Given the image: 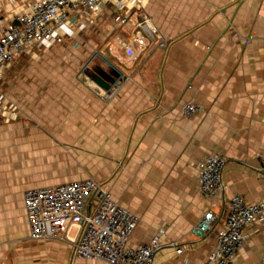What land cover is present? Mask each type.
I'll use <instances>...</instances> for the list:
<instances>
[{
    "label": "crops",
    "instance_id": "1",
    "mask_svg": "<svg viewBox=\"0 0 264 264\" xmlns=\"http://www.w3.org/2000/svg\"><path fill=\"white\" fill-rule=\"evenodd\" d=\"M34 1L0 0V23ZM114 12L109 6L75 41L20 55L54 57L49 66L62 59L71 69L90 64L102 90L115 79L105 60L124 76L113 99L99 98L79 78H26V88L22 78L9 84L3 77L0 95L20 115L0 118V264H105L76 258L62 239H30L29 190L94 180L138 216L128 248L148 244L159 229L163 244L182 248L181 255L161 249L153 264H203L227 200L264 202V0H148L133 18L146 15L170 46L134 59L124 55L132 28L114 26ZM186 102L200 109L190 118L181 113ZM210 154L226 160L224 188L211 209L218 221L198 237L192 229L207 204L197 163ZM233 264H264V223L250 227Z\"/></svg>",
    "mask_w": 264,
    "mask_h": 264
},
{
    "label": "built area",
    "instance_id": "2",
    "mask_svg": "<svg viewBox=\"0 0 264 264\" xmlns=\"http://www.w3.org/2000/svg\"><path fill=\"white\" fill-rule=\"evenodd\" d=\"M147 1L35 0L0 23V86L5 70L18 56L61 45L67 39L75 41L109 6L115 8L111 15L114 26L132 28L129 42L124 46L127 58L149 57L154 50L166 52L170 41L152 21L146 15H142L140 21L133 18V10L144 11ZM123 78L118 74L113 84L102 90L92 82L89 68L85 66L79 79L99 98L109 101L117 95ZM199 110L191 102L181 107L185 118ZM19 111L0 95V118L4 122L16 120ZM225 162L223 156L210 154L197 163L198 194L207 204L192 229L198 237L205 236L218 221L211 209L216 194L224 188L222 172ZM259 171L264 176V157ZM226 208L227 216L216 234L215 246L203 264H233L239 250L249 241L250 227L264 223L262 201L247 204L242 196L236 195L227 200ZM24 209L30 239L67 241L73 248V255L81 260L105 264H153L157 252L165 247L172 248L177 255L183 252L175 243L163 244V229H159L148 244L128 248V241L140 221L138 216L115 203L110 192L92 179L26 191Z\"/></svg>",
    "mask_w": 264,
    "mask_h": 264
},
{
    "label": "rangeland",
    "instance_id": "3",
    "mask_svg": "<svg viewBox=\"0 0 264 264\" xmlns=\"http://www.w3.org/2000/svg\"><path fill=\"white\" fill-rule=\"evenodd\" d=\"M117 4H118V2H115V5H117ZM94 53H96V52H94ZM95 55L96 54H94V57L92 59H96L97 58V57H95ZM47 60L53 61L55 59H54V57L41 56V57H39L37 59L30 60L29 58H27L25 56L24 57L23 56L22 57L18 56L11 63L9 68L5 70L4 80L6 78L7 82L9 81V84H10L12 82L11 81L12 78H22V82L24 83L23 86L26 87V88H32L31 85H26L25 84L24 80L26 78H32V77H45L46 78V77H51V76H58V77H62V78L73 77L75 79H78V78H80V71L85 66H88L89 72L93 76V74H92L93 70H91L90 64H82V63L73 64L74 67H73V69H71L69 67L65 68V66L68 63H67V61H64L62 59H57L56 60L57 62H59L57 66H49ZM103 60L104 59H102V61ZM14 62H16V63L13 65ZM102 63L108 65L109 68L113 69V71H115L117 73V75L121 74L120 71H118L117 69L113 68L105 60ZM37 66L39 67V69L37 68ZM51 67H53V68H51ZM13 82H16V81H13ZM11 87H13V88L21 87V85L18 84V85H14V86H11Z\"/></svg>",
    "mask_w": 264,
    "mask_h": 264
},
{
    "label": "water",
    "instance_id": "4",
    "mask_svg": "<svg viewBox=\"0 0 264 264\" xmlns=\"http://www.w3.org/2000/svg\"><path fill=\"white\" fill-rule=\"evenodd\" d=\"M117 75V73L115 72V71H113V75L112 76H114V78H115V76ZM114 82V80H113V78H112V80H111V83H113ZM109 88V86H107L106 87V90Z\"/></svg>",
    "mask_w": 264,
    "mask_h": 264
}]
</instances>
